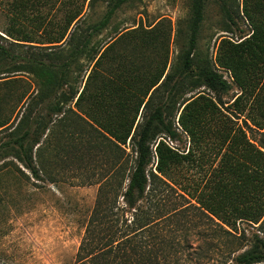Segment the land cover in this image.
<instances>
[{
    "label": "trees",
    "instance_id": "1",
    "mask_svg": "<svg viewBox=\"0 0 264 264\" xmlns=\"http://www.w3.org/2000/svg\"><path fill=\"white\" fill-rule=\"evenodd\" d=\"M81 1L67 22L68 28L83 18L87 0ZM141 1L109 0L98 22L83 30L76 27L70 34L68 59L60 64H46L13 53L12 47L33 42L27 34L7 26L2 32L4 38L0 36L5 42L0 41V76L33 65L45 71L58 68L61 78L55 86L62 87L69 66L86 54L92 39L108 27L115 13L126 4ZM203 9L204 0H191L186 49L172 73L165 74L166 58L148 71L129 65L130 55H124L119 68L121 80L113 90L114 96L127 92L121 100L127 106L121 107L117 117L120 122L105 126L92 120L106 134L94 128L106 143L81 142L92 151L106 153V170L74 264H210L218 256L222 260L219 264L264 263V0L242 1L249 33L236 41L219 42L215 55L217 70L201 69L194 59ZM67 29L48 44H63ZM134 33L107 43L98 53L95 69ZM150 35L141 33L131 51L134 58L144 62L154 50L157 39ZM161 43L166 45V38ZM218 70L229 73L232 83ZM194 75L217 100L207 93L181 100ZM91 77L92 72L85 87ZM168 81L169 86L162 91ZM233 85L237 93L225 106L220 96ZM85 87L78 93L77 107ZM160 92L165 99L148 109ZM51 97L55 99L56 93L40 94L33 106L42 107ZM172 102L178 103L176 122L167 121L165 115ZM131 103H135L134 117L127 121L124 112ZM56 108L53 105L48 113H55ZM33 110L32 106L25 109L18 125L22 128L2 145L15 148L18 161L39 178L40 167L33 155L43 167L42 148L49 136L44 141L42 138L52 119ZM140 110L143 121L134 129ZM8 119H0V132L7 128ZM181 136L190 145L186 152L173 146ZM200 143L201 173L191 174L189 167L200 168ZM200 227L201 231L192 233ZM247 228L253 230L249 236Z\"/></svg>",
    "mask_w": 264,
    "mask_h": 264
},
{
    "label": "rangeland",
    "instance_id": "2",
    "mask_svg": "<svg viewBox=\"0 0 264 264\" xmlns=\"http://www.w3.org/2000/svg\"><path fill=\"white\" fill-rule=\"evenodd\" d=\"M89 1L83 6V18L79 25L72 24L68 28L67 22L81 0H0V36L4 38L2 32L10 26L16 32L27 34L33 42L12 47L13 53L46 64H60L68 59L66 53L70 51V34L76 27L83 30L98 22L109 0H92L90 5ZM242 1L204 0L203 21L193 53L201 69H218L215 55L222 39L236 41L249 33V26L242 14ZM190 5L191 0H142L124 5L115 13L108 27L92 39L86 54L69 66L62 87L55 86L61 78L58 68L45 71L33 65L0 76V119L9 118L7 128L0 132V264L75 263L85 224L98 199V190L104 183L106 170V153L102 150L92 151L85 146L90 142L106 143L103 136L94 131V128L99 129L92 120L105 126L120 122L117 117L121 107L127 106L121 101L127 92L122 96L119 93L114 96L113 90L114 84L118 85L121 80L119 68L125 54L130 55L127 59L129 65L139 70L151 71L165 58V74L176 69L189 37ZM65 29L67 34L63 44H48ZM133 32L125 45L119 44L95 69L98 53L103 51L107 43ZM143 32H149L151 37L157 39L154 50L150 51L144 62L131 55ZM165 38L166 45L161 43ZM91 72L92 77L85 87ZM218 72L232 83L229 73ZM169 84V81L166 82L162 91ZM186 86L183 91L186 94L181 96V100L196 93H207L218 99L200 85L195 75ZM84 87L85 95L77 107L75 102L78 93ZM47 93H56L55 99L51 97L42 107L33 106V101L40 94ZM235 93L237 89L233 85L227 94L220 96L221 103L229 105ZM164 99L165 94L160 92L148 109ZM131 104L124 112L127 121L134 117L135 103ZM53 105H57L55 113H48ZM28 106L34 108L33 113L41 112L46 119H52L42 138L44 141L49 136L42 148L43 167L33 155L36 166L40 167L39 178L33 177L22 166L15 148L2 145L22 128L18 125ZM177 108L178 103L169 104L165 113L167 121L176 122ZM142 113L140 110L134 129L142 123ZM158 137L152 142V148ZM81 142L85 144L81 145ZM173 146L180 152H186L190 145L187 138L181 136ZM199 155L200 168L189 167L188 172L191 174L194 171L201 173V143ZM199 231L201 227L192 233ZM252 232L251 228H247L246 236ZM221 261L218 256L210 264H219Z\"/></svg>",
    "mask_w": 264,
    "mask_h": 264
}]
</instances>
